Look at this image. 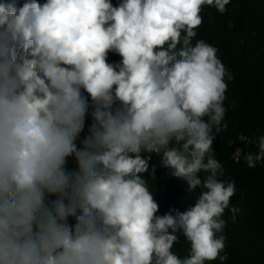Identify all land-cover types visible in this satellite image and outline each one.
<instances>
[{
  "label": "clouds",
  "instance_id": "obj_1",
  "mask_svg": "<svg viewBox=\"0 0 264 264\" xmlns=\"http://www.w3.org/2000/svg\"><path fill=\"white\" fill-rule=\"evenodd\" d=\"M230 2L0 0V264H225L240 209L214 142L234 76L196 37ZM242 139L264 165V135ZM142 152L194 203L159 214Z\"/></svg>",
  "mask_w": 264,
  "mask_h": 264
},
{
  "label": "trees",
  "instance_id": "obj_2",
  "mask_svg": "<svg viewBox=\"0 0 264 264\" xmlns=\"http://www.w3.org/2000/svg\"><path fill=\"white\" fill-rule=\"evenodd\" d=\"M17 2L22 4L24 0ZM112 2L115 4L117 0ZM226 7L228 11L224 15L206 7L202 13L203 25L196 37L219 48L223 63L234 76L225 101L229 106L228 128L221 131L214 142L225 177L236 181L237 192L231 204L240 209L235 222L227 210L224 216L229 256L225 264H264V165L258 164L255 169L247 167L244 154L257 149L242 139L264 135V0H231ZM117 59L110 55V60ZM238 148L243 149V153H237ZM141 155H151L149 172L145 176L150 175L153 165L156 166L155 181L149 178V183L160 206L159 214L169 208L182 211V205L194 203L199 189L187 193V185L171 177L168 169L160 165L159 155L146 152ZM237 156L239 163L235 162ZM69 167H74L71 159ZM188 250L189 244L181 235L173 251L184 257ZM211 264H219V261Z\"/></svg>",
  "mask_w": 264,
  "mask_h": 264
}]
</instances>
